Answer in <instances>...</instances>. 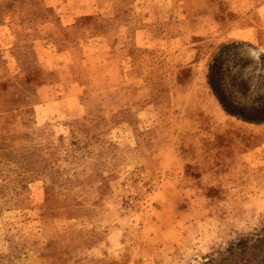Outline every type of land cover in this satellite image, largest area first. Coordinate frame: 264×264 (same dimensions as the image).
I'll use <instances>...</instances> for the list:
<instances>
[{"label": "rangeland", "instance_id": "374dc122", "mask_svg": "<svg viewBox=\"0 0 264 264\" xmlns=\"http://www.w3.org/2000/svg\"><path fill=\"white\" fill-rule=\"evenodd\" d=\"M1 1L0 264H264V0Z\"/></svg>", "mask_w": 264, "mask_h": 264}, {"label": "trees", "instance_id": "16d2710c", "mask_svg": "<svg viewBox=\"0 0 264 264\" xmlns=\"http://www.w3.org/2000/svg\"><path fill=\"white\" fill-rule=\"evenodd\" d=\"M9 8H11V5L8 3V2H0V21L2 20V19H4L6 16H7V12H8V9ZM6 15V16H5ZM209 85H210V88L212 89V91H213V93L216 95V97H217V99L219 100V102L221 103V105L223 106V108L229 113V114H231V115H236V116H238L239 114H238V112L236 111V110H232V109H230L227 105H226V103L224 102V100H223V98L221 97V95L216 91V89H215V87H214V84H213V80H212V71H211V74H210V76H209ZM0 99H1V96H0ZM4 104V102L2 101V100H0V105H3ZM239 117V116H238ZM244 120L246 121V122H252V121H256V122H258V121H261V120H264V114L262 115V116H260V117H258V118H256L255 120H253V118H244ZM2 130V131H1ZM0 131L1 132H3V131H5V127L4 128H2V126H1V128H0ZM0 132V133H1ZM58 139V138H57ZM13 153H14V150H13V152H12V150H11V153H9L10 155H12L13 156ZM33 156H34V153L33 152H28V153H24V155L22 156H19V158L21 157V161H23L24 163H28V164H35L34 166H33V168H32V170L33 171H36V173L37 174H40V173H43V174H45V175H47L50 179H51V181H53L52 179V170H48V171H46V170H44V168H41V169H39V168H37V167H39V165H36V160L35 159H33ZM1 158V157H0ZM17 159V158H16ZM9 162H11V163H16V162H14L13 161V159H11V160H9ZM19 162V161H18ZM35 168H37V170L35 169ZM54 182V181H53ZM45 249L47 250V255L48 254H50L51 253V246H47V247H45L44 249H43V251H44V255H45ZM46 263V262H45Z\"/></svg>", "mask_w": 264, "mask_h": 264}, {"label": "crops", "instance_id": "0c3cea01", "mask_svg": "<svg viewBox=\"0 0 264 264\" xmlns=\"http://www.w3.org/2000/svg\"><path fill=\"white\" fill-rule=\"evenodd\" d=\"M259 8H262V5H260ZM237 32H238V33L240 32V35H238L239 38L250 39V37H251V32H250V30H248V29H240V30H238ZM247 33H248V34H247ZM203 86H204V85H203Z\"/></svg>", "mask_w": 264, "mask_h": 264}]
</instances>
